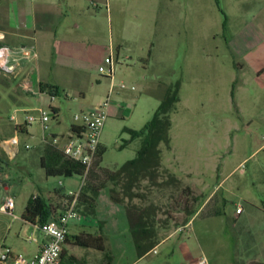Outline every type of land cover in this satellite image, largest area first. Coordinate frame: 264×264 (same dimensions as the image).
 Returning a JSON list of instances; mask_svg holds the SVG:
<instances>
[{"label": "rangeland", "instance_id": "rangeland-1", "mask_svg": "<svg viewBox=\"0 0 264 264\" xmlns=\"http://www.w3.org/2000/svg\"><path fill=\"white\" fill-rule=\"evenodd\" d=\"M57 3L59 8L49 10V23L64 21L58 31L69 25L73 36L87 37V43L111 44L117 64L115 84L127 85L112 97L122 111L105 123L101 138L105 152L92 179L105 182L109 192L114 184L106 170L114 172L134 159L141 145L140 140L131 141L124 129L141 130L152 119L165 89L180 83V101L171 116L170 149L160 146L158 184L143 181L135 190L140 197L112 205L100 216L106 222L78 209L81 218L70 223V240L103 233L104 251L65 245L62 264H200L202 260L264 264V0ZM255 48L261 60L254 58ZM39 53L42 59L50 57L48 72L54 52ZM35 67L33 60L24 74L17 73V67L12 72L0 70V252L6 248L25 257L34 255L44 240L37 226L22 219L30 197L41 195L55 211L63 210L66 194L78 192L86 180L45 176L37 125L29 129L35 140L27 133L17 134L18 151L11 156L6 148L16 136L11 119L16 115L23 123L27 112L57 107L50 126L67 136L74 116L100 105L110 86L89 65L84 73L70 71V76L54 68L63 85L60 96L52 100L40 95L37 87L36 94L25 91L24 86L30 85L25 74H35ZM26 144L33 147L27 150ZM171 175L179 182H173ZM9 198L15 204L13 215L2 210ZM127 208L133 217L145 212L155 220L160 244L141 259ZM34 237L39 244L29 240Z\"/></svg>", "mask_w": 264, "mask_h": 264}, {"label": "trees", "instance_id": "trees-1", "mask_svg": "<svg viewBox=\"0 0 264 264\" xmlns=\"http://www.w3.org/2000/svg\"><path fill=\"white\" fill-rule=\"evenodd\" d=\"M39 92L51 98L59 97L58 89L49 84L40 83ZM179 101L180 83L177 82L165 89L152 119L141 130L124 129V132L130 135L131 141L140 140L141 145L134 159L126 162L114 172H108V170L105 172L108 175V180L114 184L109 193L111 201L115 204L123 205L125 201L132 202L135 198L140 197L135 190L143 181H148L154 186L158 184L159 173L162 168V150L160 146L164 145L170 149L171 116L177 109ZM19 131L20 133H27L26 128L20 127ZM104 152V148L101 147L98 158L88 172L85 179L86 182L80 191L77 207L86 216L96 215L97 198L101 190L107 187L105 182L96 183L92 180L95 177L94 168L101 164ZM40 166L48 178H83L85 175V167L81 163L67 158L51 143H46L42 146ZM171 178L173 182H179L175 176L171 175ZM117 187L120 190H117ZM187 191L191 194V190ZM127 210L132 239L138 257L141 259L160 244L158 231L155 228V220L153 215L149 213L145 214V212H142L133 217L128 208ZM54 212L55 210L49 200L41 195H36L30 197L28 200L22 219L33 225H43L54 217ZM195 214V210L188 213L189 217L185 225H183V229L192 221ZM103 236L105 235L101 233L100 237L93 238L90 234H85L84 238L80 234L79 236H75L73 241L69 237L66 244L104 251L101 244ZM64 254L65 252H63L62 259ZM107 257L111 259L108 255Z\"/></svg>", "mask_w": 264, "mask_h": 264}, {"label": "built area", "instance_id": "built-area-1", "mask_svg": "<svg viewBox=\"0 0 264 264\" xmlns=\"http://www.w3.org/2000/svg\"><path fill=\"white\" fill-rule=\"evenodd\" d=\"M33 56L29 48L13 51L6 47H0V70L12 72L22 60L32 59ZM116 65L113 49L111 48L109 56L104 59L98 68L99 73L111 82L108 96L103 104L76 114L74 116L75 124L71 127L67 136L60 135L52 130L50 123L57 117V113L53 109L49 111L45 108H37L31 112H27L23 123L19 122L16 115H14L11 120L15 123L16 136L6 143V148H8L10 155L14 156L18 151L19 139L17 134L20 132V127L26 128L29 138L35 140L36 135L29 132V129L37 125L40 127V142L42 144L51 143L67 158L77 161L85 167V175L82 178L85 181L88 172L98 158L102 146L101 138L105 123L109 118L112 96L116 89H127L125 83H121L118 86L115 84ZM24 89L31 94L37 93L31 85H25ZM39 94L41 93L39 92ZM32 147L29 144L25 145L27 150ZM82 186L78 192L66 194L67 199L63 210L55 211L54 217L47 223L36 225L45 240L37 254L30 257L15 256L9 249L5 248L0 252V264H62L64 246L70 235V223L79 221L81 218L77 206ZM14 208V200L9 198L2 207V210L13 215ZM238 212L239 210H237ZM29 240L39 243L35 237L29 238ZM200 264H206V261L202 260Z\"/></svg>", "mask_w": 264, "mask_h": 264}, {"label": "crops", "instance_id": "crops-1", "mask_svg": "<svg viewBox=\"0 0 264 264\" xmlns=\"http://www.w3.org/2000/svg\"><path fill=\"white\" fill-rule=\"evenodd\" d=\"M57 1L58 0H46L43 3H38V0H0V47H6L13 51H18L21 48H29L34 56L32 59L22 60L16 68L17 73L24 74L29 64L33 60H36L35 74L28 71L27 74H25V81H30V85L34 89L37 87L38 90L40 83L52 85L58 89L60 96L63 83L60 81V78L54 74V68H60V74H67L68 76H70V71H73V73H84L87 65L94 69H98L104 59L109 56L112 45H106L102 42L87 43L85 41L87 37L75 38L73 36L74 31L69 25L62 26L61 30L58 31V24L64 21H59L55 26L49 23V10L51 7L59 8ZM79 26L80 25L77 24L76 28H79ZM92 33L96 34L97 32H90L91 35H93ZM51 49L54 52L53 64L48 68L47 72L46 67L49 66L47 61L50 57L47 55L42 59L43 57H41L42 55H40L39 50L45 51L48 54V50ZM253 52L254 58L257 57L260 60L262 59L261 55L258 54L257 48H255ZM261 72H264V70ZM99 76L102 77L101 75ZM109 83L111 85L110 81ZM79 94L83 96V92H79ZM116 96H119V93H117ZM104 102L105 100L100 103V105ZM58 109L59 108L54 107L53 110L58 113ZM121 111L122 108L115 104V100H112L109 109V118L120 116ZM54 132L58 133V131ZM112 205H115V203L110 199L109 190L104 188L97 198L96 215L100 217L104 212H109ZM103 222L106 221L103 219ZM105 227L106 224L104 225V228ZM44 241L45 240H43L41 244L38 243L39 246L35 254L38 253ZM64 252L66 253L65 248ZM65 255L66 254H64L63 258Z\"/></svg>", "mask_w": 264, "mask_h": 264}]
</instances>
